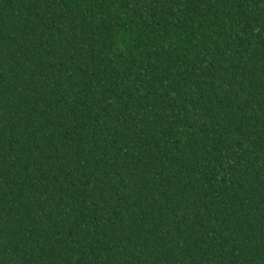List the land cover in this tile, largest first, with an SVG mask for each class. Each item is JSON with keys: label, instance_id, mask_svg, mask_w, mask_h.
I'll use <instances>...</instances> for the list:
<instances>
[{"label": "trees", "instance_id": "1", "mask_svg": "<svg viewBox=\"0 0 264 264\" xmlns=\"http://www.w3.org/2000/svg\"><path fill=\"white\" fill-rule=\"evenodd\" d=\"M0 264H264V0H0Z\"/></svg>", "mask_w": 264, "mask_h": 264}]
</instances>
